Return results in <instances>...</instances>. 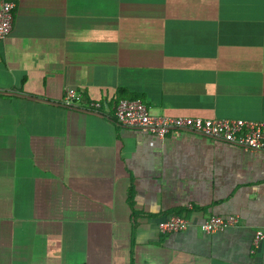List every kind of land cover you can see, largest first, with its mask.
<instances>
[{
    "label": "crops",
    "instance_id": "1",
    "mask_svg": "<svg viewBox=\"0 0 264 264\" xmlns=\"http://www.w3.org/2000/svg\"><path fill=\"white\" fill-rule=\"evenodd\" d=\"M11 1L0 264H264L263 151L113 118L121 94L153 115L264 120V0ZM67 88L101 107L65 106ZM173 214L192 224L160 234Z\"/></svg>",
    "mask_w": 264,
    "mask_h": 264
},
{
    "label": "built area",
    "instance_id": "2",
    "mask_svg": "<svg viewBox=\"0 0 264 264\" xmlns=\"http://www.w3.org/2000/svg\"><path fill=\"white\" fill-rule=\"evenodd\" d=\"M14 5L11 0H2L0 3V40L6 38L11 31ZM61 100L67 107H74L82 102L86 108L97 110L102 105L97 100H85L81 93L72 88L65 89ZM113 114L119 125L148 129L160 138L170 129H184L228 143L240 144L245 149L264 152V120L153 115L148 106L137 98H120L114 105ZM238 222L236 214L210 215L196 225L204 233H213ZM191 224L187 217L173 214L160 220L157 230L160 234H167L184 230ZM260 237L261 232L257 231L253 243L257 244Z\"/></svg>",
    "mask_w": 264,
    "mask_h": 264
},
{
    "label": "trees",
    "instance_id": "3",
    "mask_svg": "<svg viewBox=\"0 0 264 264\" xmlns=\"http://www.w3.org/2000/svg\"><path fill=\"white\" fill-rule=\"evenodd\" d=\"M119 93H120V91H119ZM119 96H120V97L118 98V100H119L120 98H123V96H121V94H120ZM131 98H135V97L132 96ZM118 100H117V101H118ZM117 101H116V102H117ZM113 118H114V116H113ZM114 121H115V118H114Z\"/></svg>",
    "mask_w": 264,
    "mask_h": 264
}]
</instances>
